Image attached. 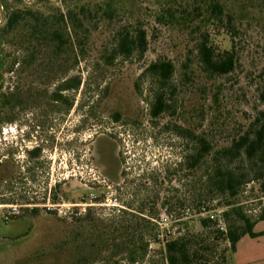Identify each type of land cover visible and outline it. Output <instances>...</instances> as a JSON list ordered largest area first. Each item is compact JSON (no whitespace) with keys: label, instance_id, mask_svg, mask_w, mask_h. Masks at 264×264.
<instances>
[{"label":"rangeland","instance_id":"374dc122","mask_svg":"<svg viewBox=\"0 0 264 264\" xmlns=\"http://www.w3.org/2000/svg\"><path fill=\"white\" fill-rule=\"evenodd\" d=\"M2 1L8 5L6 15L22 7L16 0ZM121 1L116 20H93L85 45L78 52L68 47L58 60L51 61L44 49L35 60L27 59L34 66L24 68L26 56L16 40L0 36V97H24L18 108L0 111V264H167L165 240L178 225L202 232L200 220L213 215L225 229L220 200L206 193L204 163L192 171L180 167L195 144L178 136L175 127L222 147L264 112V0H224L233 9L244 2L251 18L237 40V70L217 78L203 72L196 29L152 19L156 8L173 0ZM128 23L147 30L149 50L143 58L111 63L115 35ZM212 31L215 43L229 49L228 36ZM160 60L176 67L175 113L152 120L149 111L158 85L144 73ZM74 78L81 81L78 89L61 93L64 102L53 101L59 87ZM96 133L113 135L120 145L126 175L121 185L102 177L86 160L75 161L73 143L86 145ZM38 145L39 161L32 156ZM95 178L102 184L94 185ZM237 205L256 218L264 211V192L251 184ZM148 223L151 229L145 231ZM156 234L158 243H153ZM142 237L151 242L146 257L134 253L131 262L132 243ZM256 243L248 238L241 251ZM225 247L209 264H219Z\"/></svg>","mask_w":264,"mask_h":264},{"label":"trees","instance_id":"16d2710c","mask_svg":"<svg viewBox=\"0 0 264 264\" xmlns=\"http://www.w3.org/2000/svg\"><path fill=\"white\" fill-rule=\"evenodd\" d=\"M16 1L22 7L7 13L5 25L0 26V36L16 40L15 43L26 56L23 57L27 62L24 68L34 66L27 59L35 60V54L44 49L51 61L60 59L68 47L78 52V48H82L88 39L91 32L89 26L93 20L102 17L114 21L122 11L121 0H36L32 4L24 0ZM58 3L63 6L58 7ZM243 3L242 8L233 9L224 0H173L156 8L152 19L163 26L185 25L196 29L199 33L196 52L203 72L210 78L224 77L234 73L239 65L237 40L241 36L243 24L251 18L250 9H243ZM1 4L8 10L4 1ZM38 4L42 7L38 8ZM214 28L228 36L229 49H222L215 43ZM115 41L111 63L117 58H143L150 45L147 30L140 24L132 23L123 25L117 31ZM79 54H76L77 59L80 58ZM185 68L188 66L185 65ZM175 69L172 62L160 60L149 65L144 73L145 77L151 78L150 83L158 85L149 111L152 120L167 113H175L171 102L177 92L173 87ZM262 76L264 80V70ZM80 83L79 78L64 82L51 99L64 102L61 93L78 89ZM261 98L264 102V93ZM23 101L21 94H4L0 97V111L14 110ZM67 104L70 106V102ZM120 118V115L114 116L117 121ZM167 128L169 130L171 127ZM175 132L185 141L195 144L194 152L183 160L180 167L192 171L201 168L204 163L206 193L211 200H220L219 206L224 209L221 219L225 229L213 215L200 220L202 232L195 233L186 224L178 225L177 231L170 232L165 240L167 264H209L216 258L222 245L227 247L220 256L219 264H233V254L243 238L264 236V232H255L256 225L264 221V211L252 218L241 205H237L239 196L251 184L258 185L259 191L264 192V112L246 123L241 134L222 147H215L206 136H197L192 131L175 127ZM40 151L36 149L32 155L38 156ZM151 225L148 223L145 231L151 229ZM155 236L153 243H158L157 234ZM150 243L144 237L134 241L135 250L130 252L129 260L136 261L134 253L144 259Z\"/></svg>","mask_w":264,"mask_h":264},{"label":"flooded vegetation","instance_id":"af4514ba","mask_svg":"<svg viewBox=\"0 0 264 264\" xmlns=\"http://www.w3.org/2000/svg\"><path fill=\"white\" fill-rule=\"evenodd\" d=\"M55 102L60 103L58 101ZM72 104L73 103L70 102V106L66 105L67 109L70 110L72 108ZM85 142L86 145L82 146L78 145L77 142L73 143L78 152L75 155V161L84 162V160H86L101 173L102 177L112 183L121 185V182L125 181L126 175L123 169L124 163L121 156V148L113 135L96 133V137H93V135H89V139H86ZM41 148L42 147L38 145V147H36L34 151H36V149L41 150ZM40 155L41 151L38 153V156H32L35 160L39 161L41 159ZM116 171L119 172L118 176ZM94 180L97 182L93 183L94 185L102 184V182L97 178H95ZM109 188L111 187L109 186ZM44 207H48V205H44Z\"/></svg>","mask_w":264,"mask_h":264},{"label":"crops","instance_id":"0c3cea01","mask_svg":"<svg viewBox=\"0 0 264 264\" xmlns=\"http://www.w3.org/2000/svg\"><path fill=\"white\" fill-rule=\"evenodd\" d=\"M256 233L264 232V221L259 222L255 227ZM250 237L243 238L238 246L236 253L233 254V264H264V236H261L256 239L250 238V241H259V244L256 243L254 249L242 252L241 248L244 242H246ZM258 244V245H257Z\"/></svg>","mask_w":264,"mask_h":264},{"label":"water","instance_id":"95a60500","mask_svg":"<svg viewBox=\"0 0 264 264\" xmlns=\"http://www.w3.org/2000/svg\"><path fill=\"white\" fill-rule=\"evenodd\" d=\"M24 1H26L28 4H32L36 0H24ZM53 1H58V0H53ZM6 21H7V16H6V13L3 11V7L0 2V26L5 25Z\"/></svg>","mask_w":264,"mask_h":264}]
</instances>
